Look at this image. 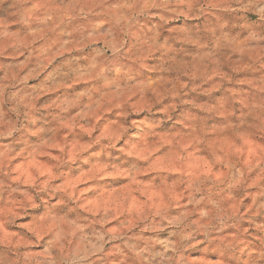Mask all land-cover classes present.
<instances>
[{"label": "clouds", "instance_id": "clouds-1", "mask_svg": "<svg viewBox=\"0 0 264 264\" xmlns=\"http://www.w3.org/2000/svg\"><path fill=\"white\" fill-rule=\"evenodd\" d=\"M0 264H264V0H0Z\"/></svg>", "mask_w": 264, "mask_h": 264}]
</instances>
